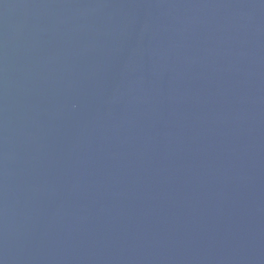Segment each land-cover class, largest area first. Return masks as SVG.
Returning a JSON list of instances; mask_svg holds the SVG:
<instances>
[{"label":"water","instance_id":"1","mask_svg":"<svg viewBox=\"0 0 264 264\" xmlns=\"http://www.w3.org/2000/svg\"><path fill=\"white\" fill-rule=\"evenodd\" d=\"M0 264H264V0H0Z\"/></svg>","mask_w":264,"mask_h":264}]
</instances>
